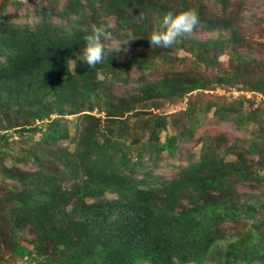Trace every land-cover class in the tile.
Masks as SVG:
<instances>
[{
  "label": "trees",
  "instance_id": "obj_1",
  "mask_svg": "<svg viewBox=\"0 0 264 264\" xmlns=\"http://www.w3.org/2000/svg\"><path fill=\"white\" fill-rule=\"evenodd\" d=\"M211 1L44 0L30 8L0 0V161L40 134L11 153L13 161L38 167L12 174L20 186L9 188L11 204L1 215L0 264H264V193L258 198L239 188L249 179L264 182L254 164L264 163L257 144L264 142V105L247 99L245 107L236 98L201 106L187 98L233 85L264 102V56L253 53L259 45L240 32L230 0ZM9 5L23 8L27 19L15 21ZM186 9L197 12L199 25L170 48H152L146 37L163 15ZM102 18L120 34L141 37L123 56L89 68L79 60L81 29ZM179 50L192 63L158 77V60L174 66L171 53ZM184 98V111L194 118L178 135L161 139L164 114L136 118L141 102ZM211 110L217 121L253 125L255 138L241 146L257 160L229 146L220 154L219 146L203 141L198 160L186 162L176 177L155 175L151 167L137 176L145 156L154 165L173 155L180 140L202 138L195 132L199 114ZM127 116H135L132 124ZM69 138L72 150L52 149ZM229 153L235 158L226 159ZM239 220L250 222L224 239L221 224Z\"/></svg>",
  "mask_w": 264,
  "mask_h": 264
},
{
  "label": "rangeland",
  "instance_id": "obj_2",
  "mask_svg": "<svg viewBox=\"0 0 264 264\" xmlns=\"http://www.w3.org/2000/svg\"><path fill=\"white\" fill-rule=\"evenodd\" d=\"M17 1V0H15ZM25 3L28 7H33L34 4H39L44 0H18ZM61 2L64 0H60ZM209 3H213L211 0H205ZM232 3L230 6V11H235L240 20L239 30L243 34L244 37L249 39L251 42L259 45V51H254V55H259L262 53L264 56V0H230ZM237 3H240L241 6L237 10ZM218 9V8H213ZM8 12L14 16V20L18 22L25 21L27 17L24 14V9L21 8L18 12L13 8L12 5L8 6ZM238 28V27H237ZM199 36H204L203 33H200ZM173 56L177 58L174 66H167L162 61L158 60L157 62V75L161 76V71L164 70H176L177 68H181L192 63V58L184 50L173 51L171 53ZM225 60V57L221 58ZM178 62V63H177ZM132 75H135L133 73ZM131 86V85H125ZM120 87V86H118ZM122 87V86H121ZM196 97L200 102V105H206L207 102L213 100H233L236 98H244V106L247 107L248 100H253L255 102L254 105H264L260 100L263 99L259 94L253 92H245L238 90L236 86L233 85H219L212 90H204L203 92L197 91L193 92L190 97ZM186 107V98L178 101H162L159 102L157 100L147 101L137 105L136 109L138 110L137 116H143L145 118L150 117L153 114H164L166 115L167 125L166 130L161 133V139L164 137V133L169 134H177L179 131L186 125H188L194 118V116H189L184 110ZM213 110V109H212ZM212 110L208 113L201 112L199 115V124L196 127V131H199L204 134L202 138H192L190 140H180L178 144V148L173 155L164 156L161 159L157 160L156 164H152L151 159H147L144 157V166L145 168H139L137 172V176L141 175V172L147 168L151 167V172L155 175H161L165 178L176 177L179 172L185 167L186 162L197 161L200 145L203 141L207 142L212 147L219 146V153L222 154L225 149H230L235 152L237 150H246V146H241V143L247 139L255 138L254 134H252L253 125H244L237 126L230 121H217L212 114ZM135 114V113H134ZM198 117V115H197ZM68 119H72V116H68ZM131 124L135 120V116L126 117ZM70 126V135L74 136L72 123ZM185 129V128H184ZM40 134L36 133L34 135V139L32 141H26V143L21 144L17 143L12 148H10L5 157L0 161V221L3 210L10 205L11 203L7 200L6 196L9 195V188L12 186H20V182L17 178H12V174L16 172V170H35L38 166H33L30 162H16L11 158V153L16 154L20 153L25 149H27L31 144H33L34 140L38 139ZM201 137V136H200ZM218 139H217V138ZM239 138L240 141L238 143H234L235 139ZM73 141L69 139L60 140L57 144H54L52 149L59 147H67L69 149H73ZM257 144L260 147L264 148L263 141H257ZM245 145V143H244ZM9 148V147H8ZM243 152V151H242ZM244 153V152H243ZM233 153H229L226 156V159H234L235 155ZM244 156L250 161L251 159H258V154L255 152L244 153ZM133 159V157H132ZM260 162V161H259ZM259 162L254 163L256 169L259 173L264 177V163L260 164ZM260 165H259V164ZM3 168L8 171V174L5 176L3 174ZM79 181V180H78ZM250 181V179H249ZM245 180V183L240 185L239 188L241 191H244L248 194H255L258 198H261L264 193V182H259L256 180H251L249 182ZM72 181L69 180L67 184H70ZM78 183V182H77ZM108 197H114V194H108ZM264 219V216H263ZM250 222V220H239L238 224L235 223H223L221 224L224 234V239L237 237L239 234L238 231H242ZM260 233L264 234V224L260 225ZM147 264V263H143Z\"/></svg>",
  "mask_w": 264,
  "mask_h": 264
},
{
  "label": "clouds",
  "instance_id": "obj_3",
  "mask_svg": "<svg viewBox=\"0 0 264 264\" xmlns=\"http://www.w3.org/2000/svg\"><path fill=\"white\" fill-rule=\"evenodd\" d=\"M198 25L199 17L193 9L169 11L146 38L152 48L167 49L175 45L185 34H190ZM81 32L83 46L79 60L86 63L89 68H94L107 57L123 56L129 43L141 37L132 30L125 34L118 33L109 18H102L90 26H85Z\"/></svg>",
  "mask_w": 264,
  "mask_h": 264
}]
</instances>
